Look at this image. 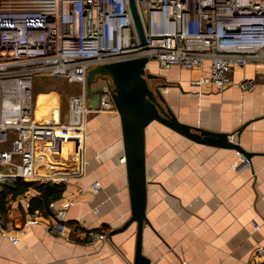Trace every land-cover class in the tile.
Returning <instances> with one entry per match:
<instances>
[{
  "label": "crops",
  "instance_id": "crops-1",
  "mask_svg": "<svg viewBox=\"0 0 264 264\" xmlns=\"http://www.w3.org/2000/svg\"><path fill=\"white\" fill-rule=\"evenodd\" d=\"M170 67L181 69L173 73L168 68L166 73L182 83L171 87L170 102L166 98L178 116L213 130L241 129L232 137L253 153L251 164L237 169L242 156L238 150L196 142L153 122L146 132L149 181L143 253L151 264H264V250H257L264 247L261 65L250 62L236 68L233 84L223 89L189 86V77L200 71ZM245 77L255 79L253 88L240 85ZM101 112L99 119L87 122L78 161L63 145L65 151L55 159L39 151L43 168L62 165L67 179L30 181L23 191L11 190L18 179L0 186V264H134L136 223L112 231L131 214L121 119L116 108ZM68 116L65 113L64 119ZM97 179L102 183L99 192L91 187ZM46 183H62L64 190L49 209L31 211V199ZM62 210L67 227L55 232L48 227L62 220Z\"/></svg>",
  "mask_w": 264,
  "mask_h": 264
},
{
  "label": "built area",
  "instance_id": "built-area-1",
  "mask_svg": "<svg viewBox=\"0 0 264 264\" xmlns=\"http://www.w3.org/2000/svg\"><path fill=\"white\" fill-rule=\"evenodd\" d=\"M138 4L145 44L135 31L128 0H0V186L10 178L44 183L70 176L56 163L43 168L39 151L55 159L58 148L65 151L66 146L78 161L88 114L116 108L110 81L103 77L98 78L105 87L99 105H89L87 75L92 66L146 56V70H152L151 60L162 68L199 70L187 80L189 86L219 89L233 84L235 69L250 62L259 63L264 72V0H138ZM42 72L80 84L81 90L69 98L70 121L48 123L34 116L33 81ZM255 84L247 77L240 83L244 89ZM250 164L242 154L235 166L243 169ZM78 165L81 169L80 161ZM91 187L99 192L102 183L97 179ZM64 217L62 210V220L48 228L62 232L67 227ZM257 250L261 253L264 247Z\"/></svg>",
  "mask_w": 264,
  "mask_h": 264
},
{
  "label": "water",
  "instance_id": "water-1",
  "mask_svg": "<svg viewBox=\"0 0 264 264\" xmlns=\"http://www.w3.org/2000/svg\"><path fill=\"white\" fill-rule=\"evenodd\" d=\"M128 4L139 41L145 44L146 31L138 0H128ZM147 62L146 56L106 62L90 67L87 75L89 105L98 107L100 92L105 87H94L93 83L100 77L106 78L112 86V100L121 119L131 214L112 231L136 223L134 264H151L150 257L143 253V232L147 222L149 181L146 132L153 122H161L196 142L234 148L247 158L253 153L233 139L232 134H240L241 129L234 132L213 130L181 119L166 101L161 88L151 86L149 80L159 74L146 70Z\"/></svg>",
  "mask_w": 264,
  "mask_h": 264
},
{
  "label": "rangeland",
  "instance_id": "rangeland-1",
  "mask_svg": "<svg viewBox=\"0 0 264 264\" xmlns=\"http://www.w3.org/2000/svg\"><path fill=\"white\" fill-rule=\"evenodd\" d=\"M149 64L150 68L152 69L151 71L159 74V76L149 80L151 86H159L165 98H169L168 101L170 102L171 87H175L178 82H176L174 78H169L166 76L167 69L169 68L168 72L173 71V73L180 72L181 69H172V67L162 68L159 67L158 63L154 60H151ZM179 67L183 68L181 66ZM79 90V84L70 83L62 76H56L50 72H43L39 75L37 74L34 78L32 88V106L35 105L33 110L35 117L48 123L70 121L71 116L69 98L72 93L78 92ZM37 100H39L38 104L35 103ZM67 112L69 113V116L67 119H64V115ZM101 113V110L90 112L87 116V122H90V120L99 119L98 117H100ZM157 124L159 125V123ZM58 149V153H62L61 148ZM67 156H69V154Z\"/></svg>",
  "mask_w": 264,
  "mask_h": 264
},
{
  "label": "trees",
  "instance_id": "trees-1",
  "mask_svg": "<svg viewBox=\"0 0 264 264\" xmlns=\"http://www.w3.org/2000/svg\"><path fill=\"white\" fill-rule=\"evenodd\" d=\"M32 184H33V182L18 179L16 186L11 188V190L23 191L28 186H30ZM40 190H41V194L38 196H34L31 199V203L29 206L31 211L35 210L36 208L43 209V210L49 209V205H50L51 200L59 197L61 195V193L63 192L64 184H62V183H46V184L40 185Z\"/></svg>",
  "mask_w": 264,
  "mask_h": 264
},
{
  "label": "bare ground",
  "instance_id": "bare-ground-1",
  "mask_svg": "<svg viewBox=\"0 0 264 264\" xmlns=\"http://www.w3.org/2000/svg\"><path fill=\"white\" fill-rule=\"evenodd\" d=\"M67 26V25H66ZM68 27H70L69 25H68Z\"/></svg>",
  "mask_w": 264,
  "mask_h": 264
}]
</instances>
